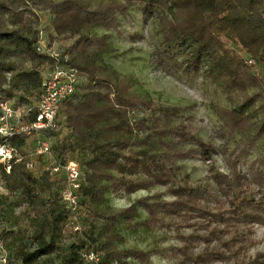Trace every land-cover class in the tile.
<instances>
[{"label":"trees","instance_id":"16d2710c","mask_svg":"<svg viewBox=\"0 0 264 264\" xmlns=\"http://www.w3.org/2000/svg\"><path fill=\"white\" fill-rule=\"evenodd\" d=\"M132 5L146 19L158 20L162 41L155 57L163 68L202 74L226 92L230 106L217 107L220 133L227 140L241 136L227 155L229 172L213 163L219 147L188 123L183 108L140 94L134 76L105 64L108 33L96 34L92 44L96 27L117 26L118 14ZM38 12L51 14L52 40L75 38L69 63L84 84L64 102L60 127L47 135L56 139L57 162L77 159L81 166L76 219L83 215L89 231L81 239L84 229L63 201L61 180L16 161L10 173L0 170L6 190L0 192V236L9 264H129L130 258L153 264L155 247L119 246L125 240L122 224L175 234L185 264H253L246 252L254 226L264 225V158L252 161L247 171L240 158L249 157L264 138V0H110L95 5L91 0H0V98L19 105L41 100L52 62L37 50L40 31L31 17ZM141 108L147 114L133 120L132 113ZM25 140L13 143L21 150ZM187 160L210 164L209 181L192 183L183 172ZM157 186L165 190L127 207L105 204L108 192H150ZM139 207L146 211L143 218ZM59 242H70L67 251L51 255ZM86 250L96 251L99 261L86 262Z\"/></svg>","mask_w":264,"mask_h":264},{"label":"rangeland","instance_id":"374dc122","mask_svg":"<svg viewBox=\"0 0 264 264\" xmlns=\"http://www.w3.org/2000/svg\"><path fill=\"white\" fill-rule=\"evenodd\" d=\"M101 1L110 0H91L93 5ZM37 15L31 18L34 19L35 27L40 31V41L46 46L58 48L70 61L69 49L75 38L61 36L52 40L51 35L54 31L51 26V14L49 12H38ZM118 19L117 26L110 29L96 27L92 34V44L96 43V34L98 36L107 33L110 35L107 50L103 55L105 64L124 75L134 76L136 80L134 89L140 94L149 96L160 105L183 108L182 114L185 117H190L188 123L197 126L199 134L205 140L212 141L219 147L220 152L214 156L213 163L221 171L229 172L227 155L236 148L241 136L236 134L232 140H227V137L220 133L222 121L217 112V107L230 106L226 92L202 74H186L182 70L169 72L158 63L155 50L160 45L162 36L157 19H146L135 5H132L126 14H118ZM81 84H84L82 75ZM147 112L148 110L145 108L134 110L132 113L133 120L144 117ZM61 121H63L62 115ZM63 131L66 130L63 128ZM55 141L56 139L53 137V144ZM33 143L32 138L25 140L24 148L21 149L24 156L29 157L31 155ZM56 156L55 149H53L51 158L43 157L38 160L37 157L32 156L37 163L35 170L44 169L50 162L57 160ZM259 158H264V138L258 141L249 157L240 158V167L247 171L251 162ZM76 161L78 162L77 159ZM182 164L184 165L183 172L190 175L192 183L203 184L209 181L208 167L210 164L200 160H187L183 161ZM164 190L165 188L157 186L152 188L150 192L146 190H138L133 194L108 192L105 204L123 208L142 196ZM166 197L170 198V196ZM139 210L141 212L140 217L143 218L146 211L142 207H139ZM75 222H80V226L84 229L83 234L80 236L81 239H84L86 231H89L88 223L84 220L83 215L77 218ZM119 228L125 237L124 242L119 244L121 248L138 246L143 249H150L155 247L158 253L152 257L153 264H185L183 262L184 257L177 251L182 246V242L175 234L153 232L146 228L127 229L123 224ZM184 231L189 232V230ZM69 244L70 242H59L58 247L51 251V255L56 256L58 253H65ZM246 260H252L253 264H264V225L254 226L253 244L246 252ZM128 261L129 264H141L131 258ZM57 262L59 263L60 259Z\"/></svg>","mask_w":264,"mask_h":264},{"label":"built area","instance_id":"2783aa9c","mask_svg":"<svg viewBox=\"0 0 264 264\" xmlns=\"http://www.w3.org/2000/svg\"><path fill=\"white\" fill-rule=\"evenodd\" d=\"M37 50L48 55L52 62L46 68L42 84L41 100L33 105H19L15 101L0 98V170L10 173L13 163L24 161L26 167L36 171L38 158L53 156L52 138L47 135L50 130L60 127V113L64 102L74 95L81 83L80 71L70 65L67 56L58 48L46 46L39 41ZM254 63V61H250ZM32 138L31 157L22 154L13 140ZM54 179L62 181L61 194L64 203L74 213L80 206V191L83 183V171L79 162L69 160L66 163L52 161L44 168ZM1 172V171H0ZM4 180L0 174V192H5ZM79 226H76L77 230ZM83 259L88 263L99 261V254L94 251H83ZM0 264H9L5 241L0 236Z\"/></svg>","mask_w":264,"mask_h":264}]
</instances>
